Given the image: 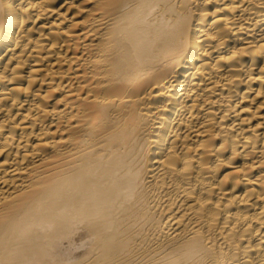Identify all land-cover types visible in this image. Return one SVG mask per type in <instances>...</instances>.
Returning a JSON list of instances; mask_svg holds the SVG:
<instances>
[{"label":"bare ground","instance_id":"1","mask_svg":"<svg viewBox=\"0 0 264 264\" xmlns=\"http://www.w3.org/2000/svg\"><path fill=\"white\" fill-rule=\"evenodd\" d=\"M0 264H264V0H0Z\"/></svg>","mask_w":264,"mask_h":264}]
</instances>
